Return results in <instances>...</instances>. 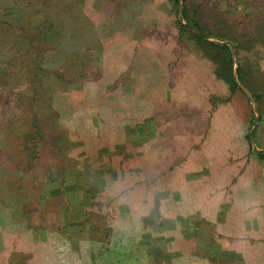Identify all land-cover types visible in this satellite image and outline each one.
I'll list each match as a JSON object with an SVG mask.
<instances>
[{
  "label": "rangeland",
  "instance_id": "374dc122",
  "mask_svg": "<svg viewBox=\"0 0 264 264\" xmlns=\"http://www.w3.org/2000/svg\"><path fill=\"white\" fill-rule=\"evenodd\" d=\"M188 5L201 30L183 18V4L179 16V0H0V264L35 263L32 236L54 235L45 222L63 210L65 180H81V167L96 166L102 152L122 156L129 211L145 210L151 178L159 189L177 183L204 152L219 172L249 163L264 195V157L247 137L250 107L264 118V0ZM208 38L229 41L218 43L230 51ZM232 76L250 98L230 89ZM263 132L255 141L264 146ZM262 231L247 240L264 242ZM209 242L190 238L201 254L172 264H237ZM244 263L256 264L252 255Z\"/></svg>",
  "mask_w": 264,
  "mask_h": 264
},
{
  "label": "crops",
  "instance_id": "0c3cea01",
  "mask_svg": "<svg viewBox=\"0 0 264 264\" xmlns=\"http://www.w3.org/2000/svg\"><path fill=\"white\" fill-rule=\"evenodd\" d=\"M117 105L112 104L114 109ZM204 154L206 159L199 156L193 166L180 168L177 183L167 182L159 189L151 178L144 191L151 192L143 196L145 210L135 212L127 209L131 200L123 198L122 156L119 152L100 153L103 161L96 166L76 169L81 171V180H65L63 210L54 209L45 222L55 229L54 235L45 238L46 232L38 231L32 236L38 239L33 245L34 264H172L174 258L201 254L199 248L189 249L190 238L195 243L209 240L220 254L238 255L237 264H245L250 255L253 263H263L264 250L259 248L264 249V242L247 240L262 231L255 224L264 223L258 173L254 176L256 170H249V163L240 173L232 163L219 172L218 162ZM186 159L190 165L192 158ZM59 217L66 220L64 228V221L57 225Z\"/></svg>",
  "mask_w": 264,
  "mask_h": 264
},
{
  "label": "trees",
  "instance_id": "16d2710c",
  "mask_svg": "<svg viewBox=\"0 0 264 264\" xmlns=\"http://www.w3.org/2000/svg\"><path fill=\"white\" fill-rule=\"evenodd\" d=\"M177 2H178V0H177ZM188 3H189V0H183L182 1V4H183V18H185L187 21H189L191 24H193V26L194 27H196L198 30H201L202 28H201V26H200V22H199V20H198V18L197 17H195L193 14H190V12H189V10H188ZM177 24L179 25V26H183V24H182V22L180 21V19H177ZM196 36L199 38V39H203V40H205V41H207V38H206V34L203 32V33H200V32H198V33H196ZM214 44H216V45H218V46H221V47H223V48H225V49H227L228 50V52L230 51V47H229V45L228 44H221V43H218V42H215ZM235 46H237V44H235ZM231 54V53H230ZM244 70H245V68H243L242 67V64L240 63V61H239V63H238V66H237V73H238V76H239V78L240 77H245L244 76ZM247 83H248V86L251 88V90H252V92H251V95H252V97L253 98H258L259 96H260V92L259 91H255L256 89H253V87L251 86V84H250V82H248L247 81ZM262 86H264V85H262ZM229 87H230V89H232V90H235V89H239V90H241L243 93H245L246 94V97L247 98H250V95L249 94H247L243 89H242V87H241V85L239 84V82L236 80V78L234 77V76H232V81H231V83H230V85H229ZM254 90V91H253ZM250 111H251V117H250V125H249V127H251V124L253 123V121H254V117H255V113H254V110L250 107ZM263 122H264V118H263V116H262V114H259V116H258V120H257V123H256V126L254 127V129H253V137H254V141H255V137L257 136V135H261L262 134V132H263ZM264 133V132H263ZM247 137L250 139V136H249V130H248V132H247ZM263 143V142H262ZM262 143H256V141H255V144L258 146V147H264L263 145H262ZM256 153L259 155V156H261V157H264V151H261V150H256Z\"/></svg>",
  "mask_w": 264,
  "mask_h": 264
},
{
  "label": "water",
  "instance_id": "95a60500",
  "mask_svg": "<svg viewBox=\"0 0 264 264\" xmlns=\"http://www.w3.org/2000/svg\"><path fill=\"white\" fill-rule=\"evenodd\" d=\"M179 3H180V12H179V16H181V13H182V8H181V5H182V0H179ZM186 23L187 25H189L190 27L194 28L190 23L188 22H184ZM195 30V29H194ZM196 31V30H195ZM210 39L211 41H214V42H221V43H228L229 44V41H223V40H219V39H215V38H208ZM230 46H231V51H232V55L234 54V49H233V44L230 43ZM236 68H237V62L236 60L234 59V69L236 71ZM257 117H258V114L255 115V120L249 130V136H250V140H251V143L254 147H256L257 149L259 150H263L261 148H258L253 140V129L256 125V120H257Z\"/></svg>",
  "mask_w": 264,
  "mask_h": 264
}]
</instances>
